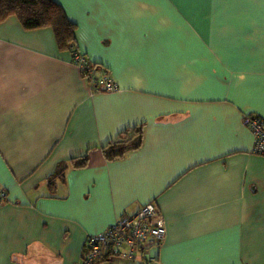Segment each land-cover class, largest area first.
I'll use <instances>...</instances> for the list:
<instances>
[{
    "label": "crops",
    "instance_id": "1",
    "mask_svg": "<svg viewBox=\"0 0 264 264\" xmlns=\"http://www.w3.org/2000/svg\"><path fill=\"white\" fill-rule=\"evenodd\" d=\"M54 1L118 89L92 90L51 29L0 24V264H78L88 236L151 201L166 223L152 264H264V156L242 122L264 119V0ZM137 126L141 147L107 161Z\"/></svg>",
    "mask_w": 264,
    "mask_h": 264
},
{
    "label": "built area",
    "instance_id": "2",
    "mask_svg": "<svg viewBox=\"0 0 264 264\" xmlns=\"http://www.w3.org/2000/svg\"><path fill=\"white\" fill-rule=\"evenodd\" d=\"M75 64L83 69L85 59L81 55L73 58ZM106 92L116 91L117 86L103 80ZM243 125L253 138V153L264 156V119L255 114L243 117ZM6 195H0V205ZM166 235V223L153 201L144 204L133 214H124L102 232L88 236L85 253L78 264H95L101 261H131L138 264H150L153 257L145 254L151 248L161 245Z\"/></svg>",
    "mask_w": 264,
    "mask_h": 264
},
{
    "label": "trees",
    "instance_id": "3",
    "mask_svg": "<svg viewBox=\"0 0 264 264\" xmlns=\"http://www.w3.org/2000/svg\"><path fill=\"white\" fill-rule=\"evenodd\" d=\"M10 17L17 18L24 30L51 29L57 50L59 52L69 51L72 62L75 63L73 58L79 54L76 49V25L67 19L62 7L54 0H0V24ZM83 58L85 59V66L84 71L81 69V73L93 84L92 90L95 92L102 91L97 86L98 79H101L102 83L103 80H108L107 76L100 66L89 63L85 56ZM100 73H102V77L97 78L96 75H100ZM102 89L105 91L104 88ZM141 145L142 129L137 126L131 130L120 132L115 139L108 141L102 147L101 152L107 161L112 162L139 149ZM87 162V156L70 160V163L59 162L54 172L46 180L49 191L52 192L56 188L57 182L64 180L65 173L70 166L84 168ZM102 262L108 261H101L100 263Z\"/></svg>",
    "mask_w": 264,
    "mask_h": 264
},
{
    "label": "rangeland",
    "instance_id": "4",
    "mask_svg": "<svg viewBox=\"0 0 264 264\" xmlns=\"http://www.w3.org/2000/svg\"><path fill=\"white\" fill-rule=\"evenodd\" d=\"M4 202H6V200L5 201H3L2 202V204L1 205H3L4 204ZM0 205V206H1ZM156 206V205H155ZM161 246V245H160ZM159 245H157V246H154L153 248H159L160 247ZM126 262H124V263H122V262H116V261H112L111 263H109V264H125ZM129 263V262H128Z\"/></svg>",
    "mask_w": 264,
    "mask_h": 264
}]
</instances>
